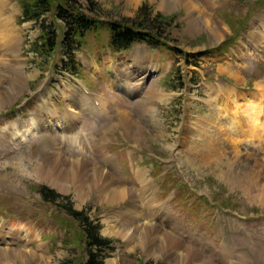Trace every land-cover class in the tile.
<instances>
[{
  "label": "rangeland",
  "instance_id": "374dc122",
  "mask_svg": "<svg viewBox=\"0 0 264 264\" xmlns=\"http://www.w3.org/2000/svg\"><path fill=\"white\" fill-rule=\"evenodd\" d=\"M24 1L0 0V23L8 19L16 39L14 52L0 48V264L67 260L60 222L70 218L56 206L65 203H45L36 192L42 187L116 242L106 264H225L233 256L238 264H264V147L243 137L238 148L226 140L222 158L206 151L207 126L214 131L221 115L213 109L217 93L228 104L236 96L244 105L254 92L263 98L264 0H94L102 22H138L142 11L170 22L163 34L169 49L113 53L104 29L88 34L73 55L78 75L62 69L61 60L71 58L60 51L48 63L35 56L39 29L22 22ZM53 25L61 31V22ZM72 80L101 101L99 112L86 113ZM113 80L132 91L111 89ZM68 114L76 126L59 132ZM16 126L17 134L39 127L34 137L17 139ZM77 133H87L85 151L65 138ZM117 189L126 195L110 199Z\"/></svg>",
  "mask_w": 264,
  "mask_h": 264
},
{
  "label": "trees",
  "instance_id": "16d2710c",
  "mask_svg": "<svg viewBox=\"0 0 264 264\" xmlns=\"http://www.w3.org/2000/svg\"><path fill=\"white\" fill-rule=\"evenodd\" d=\"M88 11H84L78 0H26L23 4L24 21H34L39 25L41 34L34 43V51L45 62L53 54L62 49L73 64L74 52L84 46L89 33H100L107 29L110 40L109 47L115 52L131 50L136 45H146L151 48H168L163 34L171 23H165L163 18L150 19L147 13L141 12L138 22L122 24L117 22H102L96 16L94 0H86ZM143 9V8H142ZM53 16V23L61 22V31L57 32L56 25L42 23L43 18ZM140 21V22H139ZM169 49V48H168ZM176 54L190 58L182 50ZM64 68L75 72V66H69L63 61ZM71 67V68H70ZM37 194L45 203L56 205L62 200L65 205L57 203L58 210H64L70 218V223L60 222L66 228L63 240L68 258L63 264H105L115 247V242L101 236V226L91 220L84 212L76 211L68 199L47 188H39ZM63 206V205H62Z\"/></svg>",
  "mask_w": 264,
  "mask_h": 264
},
{
  "label": "bare ground",
  "instance_id": "6f19581e",
  "mask_svg": "<svg viewBox=\"0 0 264 264\" xmlns=\"http://www.w3.org/2000/svg\"><path fill=\"white\" fill-rule=\"evenodd\" d=\"M128 2H130V0H128ZM1 5V4H0ZM3 5V4H2ZM5 6V5H3ZM3 8V7H2ZM3 10V9H2ZM1 11V10H0ZM3 13V12H2ZM1 21V20H0ZM8 19L5 20L4 18H2V23H0V48L3 50V48H5L6 52H14L16 49L14 48V46L16 45V42H15V37L13 35V33L11 32V34L8 32L10 31V29H7L9 28L10 26L8 25ZM4 51V50H3ZM2 53V52H1ZM94 73H96L97 77H101L102 76V72L99 71V70H94ZM15 85L18 84V81L15 82L13 81ZM117 83L114 81H110V84L109 86L112 87V88H118L119 87V90L122 91H132V88L128 89V88H124L121 84H117ZM261 85V84H260ZM260 87V86H259ZM258 87V88H259ZM264 90V84L263 86H261ZM259 88V89H262V88ZM15 89V88H14ZM263 92V91H262ZM261 93V92H260ZM263 94V93H262ZM260 95V94H258ZM258 95L256 93H249L248 95H246L245 99H246V104H243L244 105H240L238 103V99L236 98V96L232 97L233 98V103L231 104H228L226 102L227 99H225V97H223V93H217L216 94V98L214 100H212L215 104V109L216 111H218V113L220 112V114L222 115V117L226 120V123H227V128H225V124H222V119L221 115L217 116L219 119H218V124H217V128L213 131L210 126V124L207 126L209 130V133L210 134V138H212V142H210L211 144V151L209 150L208 151V146L206 147V151L207 153L211 154L212 153L214 156H218V158H220V156L222 154H224V151L223 153H221V150H225L223 149V146L222 144H224V142L226 140H229V142L235 146L236 148H238V145L243 141L241 139H245L248 140L252 146L254 147H261L263 148L264 147V95H263V98L261 99L262 96L258 97ZM241 97V96H240ZM79 101L81 103H84L83 105H81L82 107L85 106L87 108V112L88 114H91V113H95V112H99V110L102 109V106L101 105V101L98 100L95 95L93 94H84L83 96H81V98L79 99ZM244 101V100H243ZM80 105V104H79ZM43 109V108H42ZM41 109V110H42ZM45 109V108H44ZM43 109V111H44ZM69 117L68 120L69 121H65V122H61L58 126H57V129L58 131H69V129H71L73 127V120H75L76 116H71L68 114ZM71 116V117H70ZM45 118V117H44ZM246 120H243L244 122L242 123V125H240V119H245ZM215 120V119H214ZM36 123V122H35ZM34 125V124H33ZM213 125V124H212ZM241 126H243V128H241ZM39 127V126H38ZM38 127H33L32 129L28 130V131H24L23 133H19L17 134V132H19L18 130V127H14V130L16 132L15 134V137L17 139H20L19 137H21V139H29V138H32L31 135H33V137L35 136V134L38 132ZM52 128V127H51ZM244 129V130H243ZM63 133V132H62ZM4 134H7V133H1V135H4ZM31 134V135H30ZM19 136V137H18ZM84 136H87V133L85 135H81L79 133L77 134H72L70 136H65V138H70L71 141L75 144H78V147L81 148L80 150L82 151H85V148L82 146V144L80 145V142H81V138L84 137ZM245 137V138H243ZM79 140V141H78ZM241 140V141H240ZM244 140V141H246ZM69 141V140H68ZM227 142V141H226ZM92 144H90V149H92V151L96 152L97 150V145H95L96 147V150L93 146H91ZM227 149V148H226ZM263 152V151H262ZM98 153V151L96 152ZM96 155V154H95ZM227 155V154H226ZM98 157V156H97ZM227 157V156H226ZM225 157V158H226ZM222 158V156H221ZM107 160V159H106ZM106 160H102L103 162V165L106 166V164L104 163ZM98 161V160H97ZM98 164H100V162L98 161ZM82 165L81 163L78 165L80 166ZM97 165V163H96ZM104 166V167H105ZM240 167V166H238ZM98 169V167H96ZM100 173V172H98ZM104 174V173H102ZM105 175V174H104ZM102 176V175H100ZM104 177V176H102ZM246 177V182L248 181H251L250 178H248V175H245ZM139 178V176H138ZM142 181V179H141ZM53 187H58L56 184V181H53V183L51 184ZM141 187H142V192L140 190L141 193H143V195H145L146 191L148 190V182L143 180L142 181V184H141ZM59 189V187H58ZM61 190V189H59ZM104 192V191H103ZM100 193V198L102 197V199L106 198L108 192L104 193L103 194ZM145 193V194H144ZM126 195V192L124 189H117L115 191V194H113L110 199H113V200H117L121 197H124ZM151 195V194H150ZM139 197V196H138ZM149 197V196H148ZM152 197V196H151ZM141 198V197H140ZM148 199V198H146ZM150 200V199H149ZM150 204V203H149ZM148 204V205H149ZM152 206V205H151ZM147 208V207H146ZM150 208V207H148ZM155 208V207H154ZM138 209V207H137ZM160 209V208H159ZM155 210V209H154ZM158 210V209H157ZM156 210V211H157ZM161 210V209H160ZM157 211V212H161V211ZM137 211V210H136ZM152 211V210H151ZM156 212V214H158ZM163 212V211H162ZM128 213H131L128 212ZM151 213V212H150ZM149 213V214H150ZM164 213V212H163ZM123 214V213H122ZM127 214V213H125ZM161 214V213H160ZM142 215V213H141ZM145 215V214H144ZM151 215V214H150ZM167 214H165L166 216ZM160 216V215H159ZM168 216V215H167ZM124 218H127V217H124ZM160 218V217H159ZM132 225L131 223H128V225ZM134 224V223H133ZM133 226V225H132ZM135 229V228H134ZM191 249V248H190ZM189 249V250H190ZM200 251V250H199ZM228 253H226L227 255ZM189 255H194L196 258H200L201 256L199 254H196V252L194 251H191L188 253V256ZM225 255V254H224ZM194 257V259H195ZM234 259H235V256H233V259L231 261H225L224 263L225 264H238V263H235L234 262ZM201 260V259H199ZM227 260V259H226ZM241 264V263H239Z\"/></svg>",
  "mask_w": 264,
  "mask_h": 264
}]
</instances>
